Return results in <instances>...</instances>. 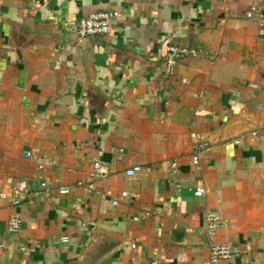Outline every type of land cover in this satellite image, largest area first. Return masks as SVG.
<instances>
[{
	"label": "crops",
	"instance_id": "1",
	"mask_svg": "<svg viewBox=\"0 0 264 264\" xmlns=\"http://www.w3.org/2000/svg\"><path fill=\"white\" fill-rule=\"evenodd\" d=\"M257 1L0 0V264H206L213 243L264 264ZM108 10V35L78 37ZM170 44L213 58L168 74Z\"/></svg>",
	"mask_w": 264,
	"mask_h": 264
},
{
	"label": "built area",
	"instance_id": "2",
	"mask_svg": "<svg viewBox=\"0 0 264 264\" xmlns=\"http://www.w3.org/2000/svg\"><path fill=\"white\" fill-rule=\"evenodd\" d=\"M118 16L119 13L117 11L108 10L95 12L89 16L83 17L79 21L77 35L80 38H86L94 35H108L112 30L113 21L116 20ZM246 16L248 18H254L257 20L259 37L264 40V0H258L254 5H252ZM194 57L213 58V55L202 45L184 46L170 44L167 47L165 55L167 73L173 74L179 61ZM193 136L195 137L196 134H193ZM203 148L204 146L202 144L195 145L194 154L192 156V161L194 164L199 162V154ZM173 166H176V162L173 163ZM141 170L142 166L136 165L130 168L127 173L135 174ZM95 172L98 176H105V169L98 161L95 163ZM43 186H46V184H43ZM60 192L68 193L69 188L66 187L60 190ZM204 194V188H198L194 191L195 196H202ZM207 221V232L210 235L215 234L217 228H219L224 223L222 217L214 212L208 213ZM20 228L21 218L18 216H12L8 222L9 231L12 233H17ZM237 255L238 250L233 245L228 243H213L211 246L210 258L206 264H219V262L222 260H233ZM151 264H160V262L158 259L154 258L151 261Z\"/></svg>",
	"mask_w": 264,
	"mask_h": 264
}]
</instances>
